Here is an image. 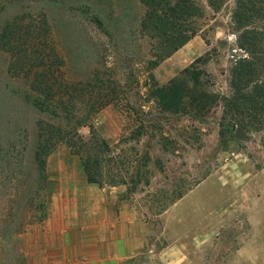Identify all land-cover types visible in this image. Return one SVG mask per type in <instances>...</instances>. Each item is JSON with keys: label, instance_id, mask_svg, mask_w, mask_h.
Returning <instances> with one entry per match:
<instances>
[{"label": "rangeland", "instance_id": "rangeland-1", "mask_svg": "<svg viewBox=\"0 0 264 264\" xmlns=\"http://www.w3.org/2000/svg\"><path fill=\"white\" fill-rule=\"evenodd\" d=\"M193 1L204 11L193 21L202 57L188 68L209 96L199 114L159 107L154 92L172 74L167 61L149 69L155 41L141 31V0H0V34L12 24L30 30L27 44L49 42L27 76H16L12 51L0 48V237L42 222L54 200L115 187L151 222L153 245L184 247L188 264H264V123L245 132L223 120L236 66L226 37L236 32L243 46L238 2ZM258 2L263 10L244 25L264 33ZM36 71L57 84L48 109L36 105L45 101L33 89ZM42 122L69 141L47 157L44 174ZM87 167L100 184L88 182Z\"/></svg>", "mask_w": 264, "mask_h": 264}, {"label": "trees", "instance_id": "trees-1", "mask_svg": "<svg viewBox=\"0 0 264 264\" xmlns=\"http://www.w3.org/2000/svg\"><path fill=\"white\" fill-rule=\"evenodd\" d=\"M238 27L242 29V47L249 51L250 60H245L231 70L230 86L232 94L222 98L224 105V122L235 131L240 129L258 130L264 123V65L261 57L264 55V42L261 40L264 33L255 26H245L255 14L263 10L262 2L258 0H237ZM144 8V18L141 31L147 33L154 45V61L149 63V69L159 67L165 60L182 49L197 36V28L193 21L204 16V11L193 0H141ZM47 32V31H46ZM30 30L8 24L0 34V48L12 51V71L16 76L34 72L36 64L41 61L42 55L49 46L44 37L41 44L33 40L27 44ZM38 40V38L36 39ZM197 59L193 64L200 62ZM191 69L182 71L168 85L157 88L155 99L164 112L179 114H194L203 112L209 96L202 89L200 74H191ZM33 80V89L45 101L39 99L36 105L48 109L55 97V86L50 72L36 71ZM184 75L190 76L193 84L190 85ZM50 80V81H49ZM224 129V127H221ZM40 144L36 153V160L41 174L46 171L47 157L62 143L66 137L62 136L59 128L40 123ZM69 142V141H68ZM68 142H66L68 144ZM87 177L90 184H100L97 175L88 168Z\"/></svg>", "mask_w": 264, "mask_h": 264}, {"label": "crops", "instance_id": "crops-1", "mask_svg": "<svg viewBox=\"0 0 264 264\" xmlns=\"http://www.w3.org/2000/svg\"><path fill=\"white\" fill-rule=\"evenodd\" d=\"M194 39L184 55L180 49L164 61L170 81L202 57ZM125 197L114 187L102 188L95 199L54 200L42 222L0 237V264H188L184 247L153 245L151 222Z\"/></svg>", "mask_w": 264, "mask_h": 264}, {"label": "built area", "instance_id": "built-area-1", "mask_svg": "<svg viewBox=\"0 0 264 264\" xmlns=\"http://www.w3.org/2000/svg\"><path fill=\"white\" fill-rule=\"evenodd\" d=\"M226 41L229 45L228 58L231 63L238 65L249 58V53L240 45L239 35L236 32L229 33Z\"/></svg>", "mask_w": 264, "mask_h": 264}]
</instances>
